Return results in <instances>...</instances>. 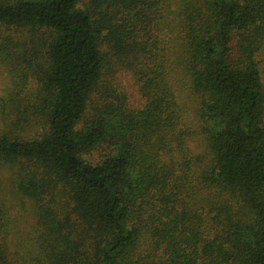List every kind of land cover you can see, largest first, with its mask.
<instances>
[{
	"label": "trees",
	"instance_id": "trees-1",
	"mask_svg": "<svg viewBox=\"0 0 264 264\" xmlns=\"http://www.w3.org/2000/svg\"><path fill=\"white\" fill-rule=\"evenodd\" d=\"M0 68V264H264V0H0Z\"/></svg>",
	"mask_w": 264,
	"mask_h": 264
},
{
	"label": "rangeland",
	"instance_id": "rangeland-1",
	"mask_svg": "<svg viewBox=\"0 0 264 264\" xmlns=\"http://www.w3.org/2000/svg\"><path fill=\"white\" fill-rule=\"evenodd\" d=\"M5 81V74H4V71L3 69L0 68V86L3 84V82ZM132 93V91H130ZM134 99L136 100L137 99V95L134 94ZM27 221V219H26Z\"/></svg>",
	"mask_w": 264,
	"mask_h": 264
}]
</instances>
